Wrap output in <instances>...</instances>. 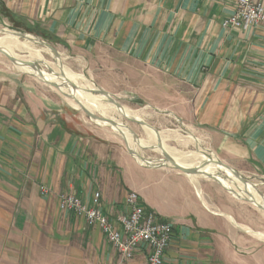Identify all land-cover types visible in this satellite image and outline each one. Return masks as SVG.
I'll return each instance as SVG.
<instances>
[{
	"label": "crops",
	"instance_id": "obj_1",
	"mask_svg": "<svg viewBox=\"0 0 264 264\" xmlns=\"http://www.w3.org/2000/svg\"><path fill=\"white\" fill-rule=\"evenodd\" d=\"M237 3L0 0L21 24L73 47L107 46L188 85L195 93L188 121L210 131L227 165L264 178V24L224 27ZM13 99L0 92V264H147L143 251L123 260L98 226L60 208L64 192L90 203L99 191L113 217L132 190L174 225L165 264H218L219 243L233 237L235 218L215 212L198 177L141 165L118 145L71 132L50 109L31 101L26 113ZM40 185L51 192L41 195Z\"/></svg>",
	"mask_w": 264,
	"mask_h": 264
},
{
	"label": "rangeland",
	"instance_id": "obj_2",
	"mask_svg": "<svg viewBox=\"0 0 264 264\" xmlns=\"http://www.w3.org/2000/svg\"><path fill=\"white\" fill-rule=\"evenodd\" d=\"M3 29L31 33L53 46L58 51V56L45 54L47 61L56 66L58 59L63 68L81 74L96 88L112 94L120 105L139 112L145 122L159 132L168 131L173 136L168 141L169 145L187 154L203 151L206 155L215 156L222 161L216 150V139L210 135V131L196 127L194 123L188 121V116L191 119L194 117V106L191 102L195 97L194 91L188 85L179 81L172 82L166 75L131 58L121 56L107 46H95L86 50L47 38L35 27L21 24L0 6V32ZM33 46L35 49L43 48L42 44ZM21 55L25 56L26 53ZM2 91L9 99L14 98V101L25 103L26 113H31L32 105L28 104L32 101L40 109H50L52 114H57L71 132L102 144L118 145L122 151H128L127 144L119 133L107 125L97 124L54 85L19 69L0 53V92ZM124 122L139 138L148 139L140 123L128 117ZM138 150L145 158L155 161L156 164L153 166L175 169L157 164V159L164 158L157 151L151 148ZM200 172L194 175L198 177L196 186L201 189L215 212L229 211L235 218L233 237L229 238L227 235L229 239H223L219 243L222 257L220 254L218 264H264V210L245 199L234 197L233 193L231 194V191L218 181L209 178L202 170ZM240 174L264 193V178L259 172L244 169ZM201 191L199 190L200 195ZM225 195L227 197H223Z\"/></svg>",
	"mask_w": 264,
	"mask_h": 264
},
{
	"label": "bare ground",
	"instance_id": "obj_3",
	"mask_svg": "<svg viewBox=\"0 0 264 264\" xmlns=\"http://www.w3.org/2000/svg\"><path fill=\"white\" fill-rule=\"evenodd\" d=\"M34 44H42L43 48L35 49L33 46ZM0 48L19 60V62H13V64L19 69L24 70L41 81L58 85L57 89L63 95L72 99L80 109L86 107L96 115L107 119L108 121L92 118L97 124L107 125L115 132L119 133L124 138L127 146L134 152L133 156L136 161L141 165L153 166L156 163L154 160L142 156V153H139V148H151L160 153L164 157L157 159V164L160 165L173 167V164L170 161L173 159L182 166L200 168L201 165L207 162L208 164L201 170L205 174L212 176L209 178L215 179L220 182L223 187L233 191L234 193L231 194L234 197L245 199L259 209L264 210V193H262L253 183L248 180L245 183L241 182V180L229 169L218 165L217 161L220 160L215 156H208L203 151L187 154L182 152L181 149L180 151L178 148L169 145L168 141L173 136L168 133V131L167 133L162 131L157 133L158 130L145 122L143 116L139 112L123 105H116L114 102H111L107 94L92 93L91 91H97L98 88L90 84L84 76L73 72L72 69L69 70L68 68H63L58 59L55 63L56 66L46 60L45 54H54L55 56L57 54L53 52L48 43L39 37L31 33H27L25 36L20 37L17 31L3 29V31L0 32ZM21 53H26V55L22 56ZM21 61H32L37 66H27L21 63ZM56 67L58 69H56ZM126 117L132 121L140 123L146 132L148 139L144 140L139 138L124 122ZM111 121L114 123H111ZM165 152H167L170 157L165 156Z\"/></svg>",
	"mask_w": 264,
	"mask_h": 264
},
{
	"label": "built area",
	"instance_id": "obj_4",
	"mask_svg": "<svg viewBox=\"0 0 264 264\" xmlns=\"http://www.w3.org/2000/svg\"><path fill=\"white\" fill-rule=\"evenodd\" d=\"M263 24L264 0H238L235 11L223 21L224 27L239 30ZM39 191L48 195L51 189L40 185ZM125 203V210L111 217L102 209L99 191L90 203L71 192L60 196V208L84 217L89 226H98L123 260H132L138 251H143L147 264H165L174 237L173 223L147 209L136 191L127 194Z\"/></svg>",
	"mask_w": 264,
	"mask_h": 264
},
{
	"label": "water",
	"instance_id": "obj_5",
	"mask_svg": "<svg viewBox=\"0 0 264 264\" xmlns=\"http://www.w3.org/2000/svg\"><path fill=\"white\" fill-rule=\"evenodd\" d=\"M19 33V36L23 37L25 36V32H18ZM49 47L53 50V52H55L56 54H58V51L51 45H49ZM0 53L4 54L10 61L12 62H19V60H17L13 55L3 51L1 48H0ZM21 63L27 65V66H32V67H36L37 65L32 62V61H21ZM52 85H54L56 88H58V85L54 84V83H50ZM92 93H100V94H107L111 100V102H114L116 105H120L107 91L103 90V89H98L97 91H91ZM83 111L85 113H87L91 118L93 119H102V120H107V119H104L98 115H96L95 113L91 112L89 109H87L86 107H82ZM108 121V120H107ZM111 123H114L113 121H111ZM157 133H159V131H157ZM128 147V146H127ZM128 151L134 155V152L132 151V149L130 147H128ZM165 156L167 157H170L168 155L167 152H165ZM171 163L173 164V167L182 171V172H185L187 174H191V175H197V174H200V170L205 167L208 163L205 162L203 165H201L200 168H189V167H185V166H182L180 164H178L176 161H174L173 159L170 160ZM217 164L218 165H221L227 169H229L235 176H237L241 182L245 183L247 181V179H245L238 171H236L235 169H233L231 166L227 165L226 163H224L223 161H217ZM209 177H212L211 175H208ZM220 183V182H219ZM221 184V183H220ZM228 190V189H227ZM231 191V190H229ZM231 193H234L233 191H231Z\"/></svg>",
	"mask_w": 264,
	"mask_h": 264
},
{
	"label": "trees",
	"instance_id": "obj_6",
	"mask_svg": "<svg viewBox=\"0 0 264 264\" xmlns=\"http://www.w3.org/2000/svg\"><path fill=\"white\" fill-rule=\"evenodd\" d=\"M4 11L5 12H7V13H9L7 10H5L4 9ZM10 15H11V13H9ZM12 16V15H11ZM41 35H44L45 37H47V38H50V39H56V40H58V41H60L59 39H57V38H54V37H51L50 35H48L47 33H45V32H42V31H40L39 32Z\"/></svg>",
	"mask_w": 264,
	"mask_h": 264
}]
</instances>
